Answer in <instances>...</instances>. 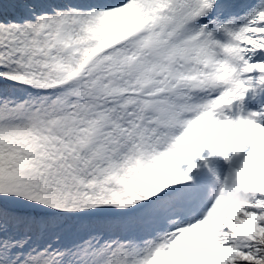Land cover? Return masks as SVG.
Segmentation results:
<instances>
[{
  "label": "snow or ice",
  "instance_id": "1",
  "mask_svg": "<svg viewBox=\"0 0 264 264\" xmlns=\"http://www.w3.org/2000/svg\"><path fill=\"white\" fill-rule=\"evenodd\" d=\"M255 72L264 0H0V264H264V126L224 115ZM241 145L250 203L197 212Z\"/></svg>",
  "mask_w": 264,
  "mask_h": 264
},
{
  "label": "rangeland",
  "instance_id": "2",
  "mask_svg": "<svg viewBox=\"0 0 264 264\" xmlns=\"http://www.w3.org/2000/svg\"><path fill=\"white\" fill-rule=\"evenodd\" d=\"M240 24L243 21H239ZM214 38L226 41L228 37L222 32H214ZM252 62H255L253 59ZM264 73H251L244 74L241 78L247 80L252 77V85L248 88V91L244 94L242 99H238L233 102L232 105L226 106L224 115L236 121L239 118H248L250 113H257L255 121L264 126V92L260 91V84L258 78ZM257 96V98H256ZM251 151V146L246 145L239 153L229 151L227 156L216 154L213 155L210 149H205L200 157L194 160V163L198 165H204L201 170V177L198 180L192 182L190 187L199 193L200 199L196 208L197 212L203 213L210 211L215 204V199L211 197V190L213 188H219L226 186L225 179L223 177L226 167L242 168L244 160ZM187 163L182 165V170H187Z\"/></svg>",
  "mask_w": 264,
  "mask_h": 264
},
{
  "label": "clouds",
  "instance_id": "3",
  "mask_svg": "<svg viewBox=\"0 0 264 264\" xmlns=\"http://www.w3.org/2000/svg\"><path fill=\"white\" fill-rule=\"evenodd\" d=\"M256 116L257 113H250L248 118H239L234 122L233 127L243 130L244 128H246V125L242 124V121L255 122ZM240 147L241 150L239 152L243 150V145H241ZM218 154L224 155L222 152ZM246 159L247 156L245 160ZM235 179L237 183L235 184V186L231 188L223 186L219 188H213L211 190V197L215 199V202L220 201L223 207L231 211H235L247 206L254 196V192L252 191V188L256 187V185L251 184L246 179L242 171L236 172Z\"/></svg>",
  "mask_w": 264,
  "mask_h": 264
},
{
  "label": "trees",
  "instance_id": "4",
  "mask_svg": "<svg viewBox=\"0 0 264 264\" xmlns=\"http://www.w3.org/2000/svg\"><path fill=\"white\" fill-rule=\"evenodd\" d=\"M203 167L204 165L202 164V165H198L196 168L193 169V171L190 173V176L192 177V181L198 180V177L201 175V170ZM240 169L241 168H232L231 166L225 168L223 172L224 173L223 177L225 179L228 188L235 186V184L237 183L235 179V174L236 172L240 171ZM257 198H264V197H262L261 194H257Z\"/></svg>",
  "mask_w": 264,
  "mask_h": 264
},
{
  "label": "bare ground",
  "instance_id": "5",
  "mask_svg": "<svg viewBox=\"0 0 264 264\" xmlns=\"http://www.w3.org/2000/svg\"><path fill=\"white\" fill-rule=\"evenodd\" d=\"M260 91L264 92V85H260ZM256 98H257V96H256Z\"/></svg>",
  "mask_w": 264,
  "mask_h": 264
}]
</instances>
